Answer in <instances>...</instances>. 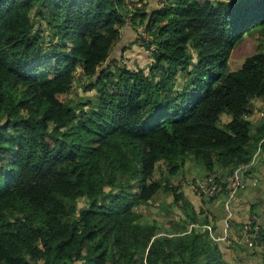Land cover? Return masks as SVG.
I'll use <instances>...</instances> for the list:
<instances>
[{"label":"trees","instance_id":"trees-1","mask_svg":"<svg viewBox=\"0 0 264 264\" xmlns=\"http://www.w3.org/2000/svg\"><path fill=\"white\" fill-rule=\"evenodd\" d=\"M133 1L0 0V264H227L182 178L264 151V0ZM127 25L144 68L111 57Z\"/></svg>","mask_w":264,"mask_h":264},{"label":"crops","instance_id":"crops-1","mask_svg":"<svg viewBox=\"0 0 264 264\" xmlns=\"http://www.w3.org/2000/svg\"><path fill=\"white\" fill-rule=\"evenodd\" d=\"M138 1H144V4L151 6V3L146 2L147 0H136L133 2ZM148 1L150 2V0ZM129 28L130 26L127 25L123 28L125 30L122 29L123 32L121 30V40L122 34L126 38L135 39L129 33ZM255 102L260 109L255 114L254 118L256 120H261L260 113L264 112V100L256 99ZM215 169V173L227 172V170L220 169L219 166ZM262 169H264V151L261 149L259 151V160L256 168L253 169L252 174L249 176L248 186L244 190L238 191L233 195L221 193L212 200H206L204 197L197 194L192 187L185 185V194L194 204L195 209L198 212L202 210V215L208 217L209 224L213 229L212 234L216 241H220V243L223 244L225 242H235V238L241 232L243 223L250 215L258 216L257 225L264 232V171ZM185 170L186 178H192L191 180L203 178L204 176L206 177V172L191 161L185 166ZM237 244L243 248H240V251H238L240 256L233 260L236 264H264V241L244 240ZM229 255H231V252Z\"/></svg>","mask_w":264,"mask_h":264},{"label":"rangeland","instance_id":"rangeland-1","mask_svg":"<svg viewBox=\"0 0 264 264\" xmlns=\"http://www.w3.org/2000/svg\"><path fill=\"white\" fill-rule=\"evenodd\" d=\"M161 1H163V0H150V2L147 0L146 2L151 3V6H147V4H146V11L150 12V11L160 7ZM125 29H123V30H125ZM123 30H122V32H123ZM139 31L141 32L142 28H139ZM139 31L137 32L135 29H133L130 26L129 33L135 39L126 38L122 34V40L119 43H117V45L114 47V49L111 53V57L117 58L118 60L121 61L122 64H124L126 67L131 68V69H138L137 67L144 68L151 61L148 51L143 46L144 40L140 41L139 43H137L136 45L133 46V44H134L133 42L136 41V39H138ZM143 33H145V32H143ZM146 37H148V36L146 35ZM263 44H264V42H263ZM242 63H243V59H236V60L230 59V61H229L230 70L234 71V70L240 68L242 66ZM106 65L107 64H105L103 67H106ZM112 69L114 70V65H113ZM93 94H94L93 91H82L81 85L79 86L78 82H76L74 85V94H71V97L73 99H75V101H76L79 99V97L80 98L81 97H91V96H93ZM254 167H256V165ZM262 170L264 171V169H262ZM184 177L182 178L183 185L186 184V177H185V179H184ZM188 179H191V178H188ZM154 199H155V203L159 204V205H157L155 207H148V208L141 207L140 208V210L143 211L147 217L158 218L161 221H166L167 219H172V218L173 219H179V217H181V216L177 215L178 208L175 206H172V204H171V202H172L171 196L158 194L157 196H155ZM162 207H164L165 209L161 211L160 209ZM170 210H172L173 213L168 216V214L165 211H170ZM221 241H223V240H221ZM218 242H220V241H218ZM218 244H221L220 246H221V250L223 252V257L227 261V264H236V262L233 261L232 258L229 256V253L234 248V247L233 248L231 247L232 243L225 242L224 244L223 243H218ZM239 263H242V262H239Z\"/></svg>","mask_w":264,"mask_h":264},{"label":"built area","instance_id":"built-area-1","mask_svg":"<svg viewBox=\"0 0 264 264\" xmlns=\"http://www.w3.org/2000/svg\"><path fill=\"white\" fill-rule=\"evenodd\" d=\"M140 37H146L142 33ZM261 116L264 112L260 113ZM261 148H259V151ZM259 151L252 157L248 165L233 168L229 173H215L204 178H199L196 181L186 180V184L206 200L219 196L221 193L233 195L238 191L244 190L249 184L250 168L257 165L259 160ZM257 215H250L243 223L240 234L235 238V242L241 243L244 240H261L259 235V226L257 225Z\"/></svg>","mask_w":264,"mask_h":264}]
</instances>
